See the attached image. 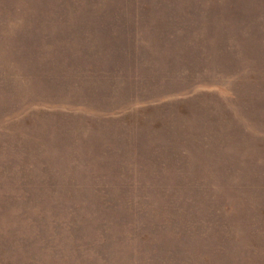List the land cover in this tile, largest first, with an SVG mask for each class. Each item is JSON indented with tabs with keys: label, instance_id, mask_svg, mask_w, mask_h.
<instances>
[{
	"label": "rangeland",
	"instance_id": "374dc122",
	"mask_svg": "<svg viewBox=\"0 0 264 264\" xmlns=\"http://www.w3.org/2000/svg\"><path fill=\"white\" fill-rule=\"evenodd\" d=\"M98 1L0 8V264H264V0Z\"/></svg>",
	"mask_w": 264,
	"mask_h": 264
},
{
	"label": "trees",
	"instance_id": "16d2710c",
	"mask_svg": "<svg viewBox=\"0 0 264 264\" xmlns=\"http://www.w3.org/2000/svg\"><path fill=\"white\" fill-rule=\"evenodd\" d=\"M96 0H5L4 6L0 7L2 9L7 10H13V9H29L31 6H34L36 8H41L42 6H45L47 9H54V10H61L62 8L66 7H85L90 6V4H95ZM106 0H99L98 2H101L100 6H102V2H105ZM3 2V1H1ZM124 3L120 6L122 7H134V11L138 10H146L150 8H160V6L165 5V0H122ZM132 4V5H131ZM119 6V5H117ZM132 48V47H131ZM140 48H132L129 49L131 54H134L139 51ZM127 52L128 49H127ZM260 176L264 179V173H262ZM245 187L246 185H242Z\"/></svg>",
	"mask_w": 264,
	"mask_h": 264
}]
</instances>
